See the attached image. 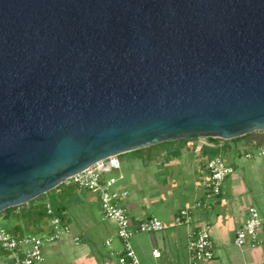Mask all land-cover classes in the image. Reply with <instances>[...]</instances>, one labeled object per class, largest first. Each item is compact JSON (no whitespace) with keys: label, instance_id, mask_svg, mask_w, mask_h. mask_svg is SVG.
Wrapping results in <instances>:
<instances>
[{"label":"water","instance_id":"obj_1","mask_svg":"<svg viewBox=\"0 0 264 264\" xmlns=\"http://www.w3.org/2000/svg\"><path fill=\"white\" fill-rule=\"evenodd\" d=\"M264 131V0H0V214L112 156Z\"/></svg>","mask_w":264,"mask_h":264},{"label":"crops","instance_id":"obj_2","mask_svg":"<svg viewBox=\"0 0 264 264\" xmlns=\"http://www.w3.org/2000/svg\"><path fill=\"white\" fill-rule=\"evenodd\" d=\"M199 142L193 141L202 146L199 154L193 152L190 141L165 142L125 153L119 157L121 168L106 172L107 177L117 174L116 187L128 191L121 203L133 222L155 216L166 224L162 231L136 233L132 237L140 263L189 264V237L198 226L207 224L214 242V257L208 264H264V163H246L242 159L243 156L253 158L252 149L260 154L264 131L245 135L228 145L223 155L235 172L224 182L221 195L210 208L195 210L191 223L177 224L181 209L205 198L207 155L203 146L212 144L206 139ZM125 166L130 167L128 173ZM44 203H50L55 214L71 229L68 236L45 246L46 264H119L123 245L117 235V225L102 213L97 193L63 183ZM251 206L263 221L259 244L255 248H241L234 243V236ZM10 216L5 214L0 220L12 224L14 230L9 231L16 235H41L51 231L49 218L40 220L32 215L34 222L29 225L27 220L12 216L9 220ZM108 240L112 242L111 247L107 246ZM155 250L161 252L160 257L154 255ZM0 255H4L1 248Z\"/></svg>","mask_w":264,"mask_h":264},{"label":"built area","instance_id":"obj_3","mask_svg":"<svg viewBox=\"0 0 264 264\" xmlns=\"http://www.w3.org/2000/svg\"><path fill=\"white\" fill-rule=\"evenodd\" d=\"M194 153H201L202 146L195 145L190 141ZM260 155L264 156V144L260 147ZM250 157V155H247ZM121 168L119 156H112L97 162L85 171L69 178L64 183L76 186L81 190H89L99 195L101 210L104 216L113 220L117 225V235L122 242L123 248L118 255L119 264H141L133 248L131 239L136 233L158 232L166 229V224L155 216L137 219L135 222L130 218L128 211L122 205L127 190L116 187L117 177H107L108 170ZM206 179L203 187L205 198L194 203L190 207L180 210L177 224L191 223L193 213L197 209L210 208L223 190L224 182L234 174L235 168L229 164L224 155L211 156L205 160ZM51 231L35 235L31 233L16 235L6 228H0V248L4 255H0V264H46L44 248L54 244L70 234V226L65 224L63 218L55 214L54 207L46 204ZM263 221L255 207L247 209L245 222L236 230L234 243L238 247L255 248L259 244V232ZM111 240L107 246L111 247ZM190 254L189 264H208L214 257V242L207 224H201L190 235L188 240ZM156 257L161 256L159 250L154 251ZM173 264H181L174 262Z\"/></svg>","mask_w":264,"mask_h":264},{"label":"trees","instance_id":"obj_4","mask_svg":"<svg viewBox=\"0 0 264 264\" xmlns=\"http://www.w3.org/2000/svg\"><path fill=\"white\" fill-rule=\"evenodd\" d=\"M243 137H239L233 140H223L219 138H207L206 140L212 145H204L203 152L207 155V158L211 156H216L220 154H224L228 145L232 142H237ZM182 142H188L187 140H180ZM40 198V197H39ZM39 198L31 201L28 204H24L21 206L10 208L0 214L2 217L5 214L10 213L12 217L18 218L20 220H27L28 224H32L34 221L32 220V215H36V217L40 220H44L45 218H49L46 211V204L44 202L39 201ZM38 202V204H36ZM28 207V208H27ZM18 211V212H17ZM9 217V220H12V217ZM17 228L15 227V230ZM14 230V229H13ZM23 235V234H21Z\"/></svg>","mask_w":264,"mask_h":264},{"label":"rangeland","instance_id":"obj_5","mask_svg":"<svg viewBox=\"0 0 264 264\" xmlns=\"http://www.w3.org/2000/svg\"><path fill=\"white\" fill-rule=\"evenodd\" d=\"M190 141H191V140H190ZM192 141H197V142H199V141H205V138L198 139V140H192ZM199 143H201V142H199ZM252 152H254V157H253V158H251V159H247V158H245V157L243 156L242 159H243L246 163H264V156L258 154V152L256 151V149H252ZM128 153H130V152H128ZM119 157H123V154H122V155H119ZM124 170L127 171V173H128L129 170H130V167L125 166V167H124ZM254 175H255V172H252V176H254ZM116 176H117V174H115V176H113V177H116ZM109 177H110V176H109ZM53 191H54V190H52V191H50L49 193H47V194L41 196V197L39 198V201L44 202V199H46L50 194H52ZM0 228H6V229H8V230H10V229L12 230V229H13V225L10 224V223H6V222L0 220Z\"/></svg>","mask_w":264,"mask_h":264}]
</instances>
